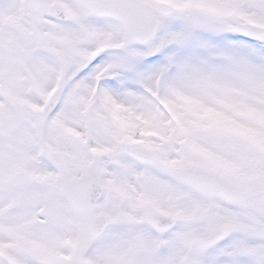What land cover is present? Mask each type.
Instances as JSON below:
<instances>
[{
	"label": "snow or ice",
	"instance_id": "6c2138e0",
	"mask_svg": "<svg viewBox=\"0 0 264 264\" xmlns=\"http://www.w3.org/2000/svg\"><path fill=\"white\" fill-rule=\"evenodd\" d=\"M0 264H264V0H0Z\"/></svg>",
	"mask_w": 264,
	"mask_h": 264
}]
</instances>
